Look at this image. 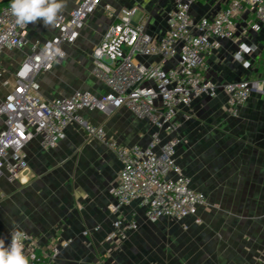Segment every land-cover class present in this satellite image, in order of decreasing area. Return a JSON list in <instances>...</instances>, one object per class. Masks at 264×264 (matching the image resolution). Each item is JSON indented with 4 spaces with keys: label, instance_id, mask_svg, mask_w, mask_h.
<instances>
[{
    "label": "crops",
    "instance_id": "1",
    "mask_svg": "<svg viewBox=\"0 0 264 264\" xmlns=\"http://www.w3.org/2000/svg\"><path fill=\"white\" fill-rule=\"evenodd\" d=\"M60 2L63 7L58 15L69 14L80 1ZM106 3L118 9L138 7L148 31L161 37L175 0L156 7L147 0L133 5L127 4L128 0H105L87 19L76 43L63 44L65 57L39 76L45 98L71 96L78 90L101 95L109 90L94 74L91 56L112 23L104 11ZM225 5L221 0H198L191 13L195 19L213 16ZM253 19L250 12L235 19L237 37L223 40L206 56L205 74L218 84L258 80L261 89L254 90L237 117L229 114L223 91L215 98L195 99L177 116L181 123L175 133L181 140L178 163L192 179V186L208 199L199 209L202 223L197 224L194 217L181 222H150L136 201L124 207L121 215L136 214L139 228L127 232L124 240L108 242L106 237L115 220L110 211L115 202L110 190L119 181L122 164L105 143L71 124L67 137L55 148H45L40 137L31 141L26 148L29 168L23 178L0 186L7 216L13 217L11 225L33 235L39 253L55 240L73 238V244L53 264H258L264 253V79L259 78L264 68V26L259 32L245 31ZM57 33V19L48 27L42 21L29 23L32 40L45 42ZM243 46L254 48L240 61L236 53ZM27 53L28 49L4 52L2 67L7 78ZM186 113L191 115L187 120ZM83 114L124 145H148L155 131L149 119L137 117L126 107L110 114L97 109ZM161 138L165 141L168 137L163 134Z\"/></svg>",
    "mask_w": 264,
    "mask_h": 264
},
{
    "label": "built area",
    "instance_id": "2",
    "mask_svg": "<svg viewBox=\"0 0 264 264\" xmlns=\"http://www.w3.org/2000/svg\"><path fill=\"white\" fill-rule=\"evenodd\" d=\"M79 1L69 14L58 15V33L45 42L30 38L29 24L17 23L11 5L0 8V177L6 173L9 182L21 180L29 168L28 144L40 137L45 148H55L67 137L68 127L77 124L89 136L105 143L122 164L119 181L110 190L115 199L110 205L115 220L113 231L106 237L108 242L124 240L127 232L139 228L136 214L121 215L124 207L136 201L150 222H181L194 217L197 224L202 223L199 209L208 204V199L192 186V179L178 163L176 153L181 140L175 133L181 123L177 116L195 99L215 98L223 91L229 114L237 117L254 90L261 89L258 80L218 84L205 72L206 56L216 51L223 40L237 37L235 19L240 14L254 15L245 31L262 30L264 0H221L226 3L224 7L200 19L191 13L198 0H175L161 37L148 31L138 7L118 9L106 3L104 11L112 23L91 56L94 74L109 90L101 95L78 90L71 96L48 99L41 92L39 76L50 72L54 63L65 57L63 44L76 43L87 19L105 0ZM253 48L241 47L236 58L243 61L244 54ZM23 49H28L26 57L11 72L12 80L5 79L4 52ZM147 58H157L159 62L146 63ZM121 107L154 125L148 145H124L83 114L91 109L110 114ZM184 117L187 120L191 115L186 113ZM163 134L168 137L165 141L161 140ZM18 232L17 239L29 264H53L74 242L73 238L58 239L39 253L36 238L26 231ZM10 241L11 236L6 245ZM258 264H264V253Z\"/></svg>",
    "mask_w": 264,
    "mask_h": 264
},
{
    "label": "clouds",
    "instance_id": "3",
    "mask_svg": "<svg viewBox=\"0 0 264 264\" xmlns=\"http://www.w3.org/2000/svg\"><path fill=\"white\" fill-rule=\"evenodd\" d=\"M62 7L60 0H12L11 3V11L18 24L42 21L45 27L54 25ZM10 236L11 241L7 245L4 237L0 236V264H29L23 245L17 239L19 232L13 228Z\"/></svg>",
    "mask_w": 264,
    "mask_h": 264
},
{
    "label": "rangeland",
    "instance_id": "4",
    "mask_svg": "<svg viewBox=\"0 0 264 264\" xmlns=\"http://www.w3.org/2000/svg\"><path fill=\"white\" fill-rule=\"evenodd\" d=\"M128 1H129V3H127V4L133 5L135 1H143V0H128ZM171 1H173V0H156V1L154 0L152 2L150 0H147L148 4H153L155 7L158 4L165 3V2H171ZM261 71H262V75H261L262 77H259L260 80L261 79H264V68H262ZM8 77L9 78H7L5 76V79H8V80L11 81L12 80L11 79V73H8ZM7 180H8L7 179V174L5 173V174H3L0 177V186H4V183H6ZM0 202H2V203H0V236L4 237V239H7L10 236V231H12V229L15 228V227H13L11 225L12 224L13 217L12 216H9L10 217L9 218L7 216V207H6L7 201H6V199L3 198V201H1V198H0ZM19 213H20V217H21L22 216V207H20Z\"/></svg>",
    "mask_w": 264,
    "mask_h": 264
},
{
    "label": "trees",
    "instance_id": "5",
    "mask_svg": "<svg viewBox=\"0 0 264 264\" xmlns=\"http://www.w3.org/2000/svg\"><path fill=\"white\" fill-rule=\"evenodd\" d=\"M11 3H12V0H4L3 2L0 3V8L5 5H11Z\"/></svg>",
    "mask_w": 264,
    "mask_h": 264
}]
</instances>
